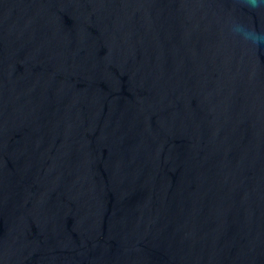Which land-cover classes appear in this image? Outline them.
<instances>
[{
	"label": "water",
	"instance_id": "1",
	"mask_svg": "<svg viewBox=\"0 0 264 264\" xmlns=\"http://www.w3.org/2000/svg\"><path fill=\"white\" fill-rule=\"evenodd\" d=\"M245 32L259 0H0V264H264Z\"/></svg>",
	"mask_w": 264,
	"mask_h": 264
},
{
	"label": "clouds",
	"instance_id": "2",
	"mask_svg": "<svg viewBox=\"0 0 264 264\" xmlns=\"http://www.w3.org/2000/svg\"><path fill=\"white\" fill-rule=\"evenodd\" d=\"M252 4L255 5L257 3V0H251ZM260 3H264V0H259ZM240 30V29H238ZM244 35L246 36V38H249V39H253V40H257V41H261V40H264V36H257L253 33H248V32H245Z\"/></svg>",
	"mask_w": 264,
	"mask_h": 264
}]
</instances>
